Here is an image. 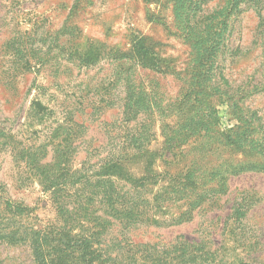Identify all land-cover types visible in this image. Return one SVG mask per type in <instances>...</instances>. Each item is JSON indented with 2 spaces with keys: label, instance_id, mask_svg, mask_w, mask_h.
Wrapping results in <instances>:
<instances>
[{
  "label": "rangeland",
  "instance_id": "obj_1",
  "mask_svg": "<svg viewBox=\"0 0 264 264\" xmlns=\"http://www.w3.org/2000/svg\"><path fill=\"white\" fill-rule=\"evenodd\" d=\"M180 234L264 262V0H0V264Z\"/></svg>",
  "mask_w": 264,
  "mask_h": 264
},
{
  "label": "trees",
  "instance_id": "obj_2",
  "mask_svg": "<svg viewBox=\"0 0 264 264\" xmlns=\"http://www.w3.org/2000/svg\"><path fill=\"white\" fill-rule=\"evenodd\" d=\"M33 107H37V104L34 102H33ZM176 199L178 200L180 199V197L179 198L177 197ZM184 205L187 204L184 203ZM233 212L234 211H231V213H229L226 216V218L232 215L234 216ZM183 213L184 211H181L178 212L177 214L182 215ZM247 219L248 217L246 212L242 213L238 211V213L235 214V220H234L235 224L233 225V230L229 231V234L233 235V239H235V241L241 242L242 246L246 244V239H247L246 230H245ZM224 226L226 227V222L223 223V226L220 229L221 231H224ZM36 241L39 243L38 245L41 246L40 238H38V240ZM97 243L100 242L97 241ZM257 243L258 241L255 242V245ZM135 244L143 245L146 248L148 247V243L137 242ZM156 244L157 242H152L151 245L154 246ZM211 244L213 243L210 242V245ZM210 245L209 246L204 245L198 239L194 240V239L186 238L182 234L176 235L175 238H172L165 242L163 241L161 242V251H163L164 254H166L168 257V260L163 264H198L206 261H214L218 258V253H217L218 250L217 248L211 249ZM39 250L40 251H38V253L42 254L43 253L42 249L40 248ZM94 255H98L97 250L95 251ZM235 259L237 260V262H233L232 264H247L243 262L242 258L240 257H236ZM219 260L221 259L219 258ZM255 264H264V262L255 263Z\"/></svg>",
  "mask_w": 264,
  "mask_h": 264
}]
</instances>
